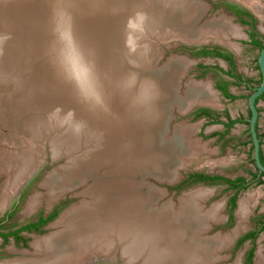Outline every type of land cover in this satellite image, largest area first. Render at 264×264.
<instances>
[{"label":"bare ground","instance_id":"6f19581e","mask_svg":"<svg viewBox=\"0 0 264 264\" xmlns=\"http://www.w3.org/2000/svg\"><path fill=\"white\" fill-rule=\"evenodd\" d=\"M241 1L249 7L256 3ZM177 2L106 0L111 10L103 16L96 11L103 0H85L91 8L83 6L84 13L79 12L82 6L74 0H0V33L8 34L0 41V128L9 130L6 135L0 133V173H11L2 188L0 208L33 171L34 159L26 148L32 143V153L41 152L43 139L37 135V128L41 127L37 121L46 112L45 102L61 105L62 110L72 108L84 127L103 133L101 143L84 150L79 158L81 144L88 142L84 132L80 144L77 130H66L64 135L48 141L56 150L66 141L67 151L62 153L75 167L63 169L62 177L48 176L44 184L49 194L53 196L98 175L95 185L85 192L95 204L66 211L55 225L58 230L32 243L37 258L10 264H85L97 256L114 260L117 250L127 264H135L147 246L151 254L145 264H213L217 258L213 252L224 240L209 241L203 237L205 242L200 243L192 238L200 231L195 230L196 222L190 216L197 209L196 192H205L206 198L207 189L187 194L180 214L170 206L158 209L153 205L155 209H147L156 194L143 192L144 177L154 174L158 179L169 180L174 174L168 166L190 161L186 157L180 162L176 159V154L184 152L183 140L175 135L168 141L169 137L163 134L177 67L171 62L164 72H144L153 60L149 46H130L126 41L120 45L125 14L138 8L145 11L148 29L170 30L161 31L162 35L176 32L189 38L221 39L230 32L236 36V30L224 21L198 33L176 31L175 20L180 13ZM14 10L16 15L9 16ZM197 11L195 5H187L183 10L185 21L189 22ZM118 12L119 17H114ZM75 17L82 24L71 19ZM8 18L12 19L11 24ZM108 31L112 32L113 41L104 44ZM9 74L14 76L4 81ZM15 75L22 77L14 78ZM193 99L204 98L195 95ZM162 136L165 144L157 141ZM195 144L186 146L190 149L187 157L196 152ZM10 148L20 150L12 153ZM58 180L60 184L56 183ZM247 199L239 200L237 214L241 217L248 213ZM38 203L37 197L32 198L27 209L33 210ZM254 259V264H264L261 249Z\"/></svg>","mask_w":264,"mask_h":264},{"label":"rangeland","instance_id":"374dc122","mask_svg":"<svg viewBox=\"0 0 264 264\" xmlns=\"http://www.w3.org/2000/svg\"><path fill=\"white\" fill-rule=\"evenodd\" d=\"M74 1L75 3H80V5L82 6L79 12L84 13L85 8L83 6L91 8L90 6L86 5L85 0H79L80 2L78 0H74ZM200 1H204L211 6V10H209L202 17L203 22L214 20L213 22L216 23L217 19L225 15H227L228 17L231 16V13L228 11V9H225L224 7H220V5L223 3H229L226 0H200ZM105 2L106 0H103L102 5L97 3L98 7L95 6L96 11L99 10V12L103 14V16L110 14L109 10H111L109 9V7H107ZM215 3H218V6H215ZM104 4L106 5V7L103 6ZM255 4L258 6L256 9L259 11V17L256 21L257 28L258 31L260 32L262 42H264V0H258L257 3ZM15 11L17 10H14L13 11L14 13H10L9 16L16 15ZM118 14L119 12L114 13L113 16L119 17ZM227 16L225 17L227 18ZM75 18H71V19L74 22H76L78 25L82 24V21L79 17H75ZM145 18H146L145 11L140 8L133 9L129 11V13L125 14L124 20L122 22V32H121L122 38L120 45L121 44L123 45L125 41L128 42L130 46H139L141 43L148 45L149 46L148 49L151 50L154 60H155L154 57L157 55V59L154 62L155 63L154 67H159L163 65L170 54L175 55L174 59L176 60L174 61L172 60V63L174 64L175 67H177L180 63L183 64L182 65L183 70L185 67L187 68V66H189L188 67L189 70L187 74H185L182 80V84L179 88L180 95L184 91L185 89L184 86L189 82V80L196 79L197 81L199 80L206 81L208 80V77H211L214 81V84L216 83L217 73L215 70L210 69L216 67L215 64L216 62H214V60L210 59L211 61L210 60L208 61L207 59L206 60L204 59L198 61L195 64L188 65V60H186L185 58L183 60V57H187V58L189 57L190 59L199 58L198 56L194 55L191 51V49L195 47H192L190 50L175 46L171 49H164L165 46L162 45L161 42L165 41L166 39L164 40V38L167 37H163L162 33H160L161 31L163 32V30L148 29V26L145 24ZM8 20H5V22L8 21V23L11 24L12 19L8 18ZM201 22L202 21L200 20L199 25L197 26H200ZM236 35L239 37L241 34L237 33ZM106 36L108 37L104 40L103 43L105 44L108 41L112 43L113 41L112 32L108 31ZM7 37L8 34L0 33V41ZM159 38L162 39L159 40ZM229 39L231 42L235 43V46L232 47L233 49H235L234 51L236 52L235 74L245 77L247 73H249L251 70L253 71L256 70L259 49L257 47H252V48L247 47L243 43L239 44L238 39L236 37H232L231 35H229ZM210 46L217 47L213 45L212 41H207L205 47H210ZM161 52L162 55L160 54ZM159 55H161V57H159ZM177 58H180L183 62H179ZM212 63H214V65H211ZM222 66L226 67L224 63L222 64ZM143 71L147 72L152 70L151 67H145ZM192 75H194V78L192 77ZM13 76H14L13 74L5 75L4 77L6 78L4 79V81L8 78L11 79ZM21 77L22 75L19 76L15 75L14 78L20 79ZM259 81L260 79H258V82H255L250 86L252 88L256 87L259 84ZM107 91L111 94L110 88H107ZM36 93L40 94L41 92L36 90ZM250 93H251L250 90L243 88V85L241 87H235L234 94L237 97L241 95L244 96L243 98H241V100L234 99L232 101L226 102L223 101L221 98L217 97L214 100L215 102H213L214 104L212 103L211 105V107H215V108L195 106L193 110L187 115L181 116L177 114L175 115V117H173V119H171L168 125V129L170 130V133H172L174 124L179 125L176 126L177 130L175 131H177L178 135L182 139H186V145L189 148H191L189 145L190 142L196 143L195 144L197 145V148L195 149L196 152L192 155L193 159L192 157L191 158L187 157L190 153V149L188 147H186L187 153L180 152L176 154V159L181 160L182 157H186L187 159H190V161L188 160L186 163L184 164L182 163L183 167L180 168L178 173H181V176H183V178L180 179L177 183H174L173 185H167L165 184V182L158 183L154 179L148 177V175L144 177L142 181L143 192L147 194H149L150 192H154V194H156L155 199H153L151 203L152 205L148 206L147 209H149V207H151V209H155L154 207H152L153 205H155V207L158 209L162 207L170 206L171 208L174 209V211L176 209L175 212H178V214H180L182 212L181 210H183V207L187 202L185 201V199L187 198L185 196L193 191V188H195L194 186H196L197 183H200L195 181L194 179L186 178V176L189 175L190 173H203L206 175L218 174V175L226 176L228 178L244 177V179L250 181L251 179L250 173L255 172V167L251 160L252 146L250 142L251 141L250 135L248 132V124L242 122L235 123L229 129V131L226 134H224V136H222L224 131L222 125L211 123L209 120H206L205 122V119L201 118L200 116H198V114H196V112L200 108H206L213 111L212 115L217 114L218 116H220V118L225 119V115H228L229 113V115L233 119L241 118L246 120L249 117L248 108H247V98L250 95ZM31 95L33 96L32 92ZM44 106L46 108V112L43 113L42 120L39 119L37 121V124H41L39 125L41 127L37 128L38 129L37 135L38 137L41 136L43 139V141H41L40 143L42 146L41 152L39 154L32 153L33 150L32 146L34 145L32 143L29 144V147L27 148L25 147L26 149L30 150L29 153L35 160V161L33 160L31 164L32 165L31 169H35L39 167L38 168L39 170L32 178L30 184L28 185V189L25 191L24 196L17 207L14 219L18 222H23L29 219L32 213H34L35 208L33 210H29L27 209V207H28V203L32 200V198L34 199L36 197L39 201L38 206L42 205L43 207L46 208H50L52 206L56 207L58 211L53 221L59 218L61 212L64 213L69 209H71L72 205L76 206L72 208H77L78 206H92L93 204H95L94 199L90 197L88 194H85V192H87V190L89 191L91 187L95 185V182L98 181V175L92 178L88 177L85 181L82 182V184L75 185V187L66 190L62 195L59 194V192L55 194L56 196L55 195L52 196L49 194V191L47 190L48 186L45 187L44 184V182L47 179L46 178L47 175L52 174L53 177L55 178L62 177L63 169L75 168V167L73 164L70 163V161H68V157L65 156L66 154L64 155L62 153V151H67L65 148L66 141H62L58 145L59 150H56L54 148L53 143L49 145L48 141L50 139H55L60 137L61 135H64L65 134L64 132L66 130L67 131L77 130L78 133L80 132L77 141L78 144H80V142L83 141V138L81 136L83 135L84 132L85 137L88 139L87 140L88 142L81 144L82 146L81 154L77 155V158H79L82 156L84 150L87 151V149L90 150L92 148H95L97 147L98 143H101L103 138V133H99L97 131L94 132V130H91L93 128H89L87 126L84 127L85 125L83 121L80 120L78 117H76L72 108H66L62 110V108L60 107L61 105L54 104V106H51L47 102L44 103ZM39 129L41 130L39 131ZM182 129L184 131H179ZM260 129L261 131H264L263 128ZM8 132L9 130L7 131V129L0 128L1 134L6 135L8 134ZM170 133H168L167 135L169 136ZM46 137H48L47 140L45 139ZM0 147H2L1 144ZM11 149L13 148H10V150ZM16 149L11 150L12 153L19 152L20 149L19 148ZM261 149H262V154L264 155V141L261 142ZM60 153L62 156L60 155ZM168 167H169L168 168L169 171H174V169L176 168L173 166H168ZM9 174L11 173L10 172L0 173V196H2V190H3L2 188L4 184L7 182L8 180L7 178L10 176ZM139 179L140 178H138V180ZM74 181H78V180L76 179ZM60 182L61 180H58L56 183L60 184ZM204 185L211 186L212 188L201 189V190L207 189L206 192H208V195L206 196L205 201H204L205 198H203L205 192L202 194L200 190L196 192L198 193L197 197L195 198L197 209L193 210V213H190V216L193 217V221L196 222L195 223L196 227L195 224L193 225V227L195 228V230L197 228L200 230L199 232L196 231L195 234L193 235L192 238L194 241L202 243L205 242V240H201L203 239V237L204 238L211 237L217 234L221 235V237L217 238L219 241H223V240L225 241L226 239L227 240L231 239V235L229 233L232 232L235 228H237V233H240L242 236L244 233L250 230L253 229L257 230L259 228V225L261 223H264V175L261 177L258 183L251 182L246 189H243L236 194L234 207H230L229 204L230 196L232 195L233 191H228L226 189H223V185L221 181L212 182V183L208 182V183H204ZM153 187H156L158 189L165 188L166 192L165 193L160 192L159 190H156ZM11 196L9 197L7 203L10 201ZM242 198L245 199L248 198L246 200V205L248 204L247 205L248 213H246L244 217H241L236 213L237 203ZM219 217L220 218L222 217L221 221L224 220L223 223L219 221V223L221 222L222 224L213 225V228L206 231L210 222L218 220ZM56 223L57 222H55L53 228L52 227L50 228L47 234L53 231L55 232V230H58V228L55 226ZM199 223L201 225H199ZM227 236L228 238H226ZM35 238H37V236ZM34 239H32L31 241H33ZM251 248H253L252 258L250 262L247 263V258H246L247 252ZM258 249H261V252L264 253V230L258 233L253 243H250L249 241H244L242 244L236 245V241H235V243L230 247H227L226 249H219V252L216 251V253L213 252V255L217 257L213 261V264H238V263L240 264V261L241 264H254V260H255L254 258L256 256ZM149 250L150 248L149 246H147L144 249V251L140 254L139 262L135 264H145V262L147 261L148 257L151 254L149 253ZM240 255H241V260L239 261ZM97 258L100 259L101 257L97 256L96 259ZM114 258H113L114 260L109 259V261L112 260V263L109 264L126 263L124 259L121 258L119 250L115 252ZM14 259L15 258L11 257L8 259V263H5L3 260L0 261V264H10L13 262Z\"/></svg>","mask_w":264,"mask_h":264},{"label":"water","instance_id":"95a60500","mask_svg":"<svg viewBox=\"0 0 264 264\" xmlns=\"http://www.w3.org/2000/svg\"><path fill=\"white\" fill-rule=\"evenodd\" d=\"M226 1H228L229 3L235 4L240 8L241 7H243V8L249 7L245 2L243 3V1H241V0H226ZM177 4H178V11L180 13L179 14L177 13V20H175V21H177L176 27L174 28L176 31L177 30L182 31L184 29V30H188L190 32L198 33V32H200L199 31L200 29L205 28L207 26L209 27V25L215 23V22H213L214 20L208 21V22H206V21L203 22V20H202V17L209 10H211V6L208 3L204 2V1H200V0H184V2H180L178 0ZM190 4L195 5L197 7L198 11L196 12L195 16H193L189 20V22H186L185 20H187V19L185 17L186 15L183 14V10L185 9V7L187 5H190ZM225 16H227V15H225ZM225 16L217 19L216 23H221L224 21L225 23L228 24V26H231L232 29H235L236 32L239 33V31H240L239 26L234 21L233 16L232 15L229 17L227 16V18ZM200 20L202 22H201L200 26H197V25H199ZM162 30L167 32L169 29L165 30L163 28ZM225 33L227 34V36L222 37L221 40L216 39L215 37H210V36H207V37L206 36L205 37H203V36L199 37L198 36V37H196V34H195L196 38L192 37L193 38L192 39V38H189L190 36L189 37H185V36L183 37V36H181V34H176V32H174L173 34L167 33V34L163 35V37H167V38H165L166 40L164 39L165 41L161 42V44L165 46L164 49H171L175 46V47H182V48H185L187 50H190L192 47H205L207 41H212L213 45L220 47V48H223V49H227V50L231 51L232 53H234L232 47L235 46V43L230 41L229 35H231L232 37H236V38H237V35L234 36V35L230 34V32H225ZM160 54L162 55V52ZM161 55H159V57H161ZM174 57H175L174 54H170L168 56V58L166 59V62L163 65H161L159 67H154V65H155L154 62L157 59V55H156L154 57L155 60L154 59L152 60V63H150L149 67H151L152 71H156V72L157 71L158 72L163 71L164 72L167 69L168 65L170 66L172 60L173 61L176 60V59H174ZM183 58L188 60V65L195 64L201 60L200 58H197V59H194V58L190 59L189 57L188 58L183 57ZM177 59L179 60V62H183L180 58H177ZM219 61L221 62L222 60L219 59ZM180 64L177 66V71L174 75V78L176 77L175 79H173L174 84H172V86L170 87V91L172 93V100L169 102L170 105H168L167 111L165 112L166 115H165V119L163 122V134H166V135L168 133H170V130L168 129V125H169V122L171 121V119H173V117H175V115L178 114L181 116H185L188 113H190L195 106L215 108V107H211V105L213 102H215L214 100L216 99V92L218 93V90L215 87H213V83L211 82V80L208 79L206 81H202V80L197 81L196 79H192V80H189V82L184 86L185 89L182 92V94L180 95L179 94V88L182 84V80H183L185 74H187V72L189 70V68H188L189 66H187V68L185 67L183 70L182 69L183 64H181V65ZM257 66H258V69L260 71V82L256 87H254L252 89V92L250 93V95L247 98V108L249 111V117L245 121L248 123V132L250 135V140H251V144H252V148H253L251 158L254 161V165L257 168V170L259 172H264V165L261 163V160H260V154H259L260 143H259V138H258L257 131H256V125H257V120H258V111H257V107H256V101L264 93V44H263L262 48L259 50V54L257 57ZM192 77L194 78V75H192ZM195 95L200 96L204 99L202 101L195 100V99H193ZM176 126H179V125L174 124L172 133H170L169 136L167 135V137H169L168 141L174 139L175 135L180 137L178 135L177 131H175V130H177ZM163 138H164L163 136L161 137V139L159 137L160 140L159 139L157 140L159 144H165L166 143V141H165L166 139L165 138L163 139ZM180 139L183 140L182 142L184 143V146H185L184 152L187 153L186 139H182L181 137H180ZM182 165L176 166V168L173 171L174 176L172 178H170L169 180L158 179L154 176V174H152V175L149 174L150 176H148V177L154 179L158 183L165 182V184H167V185H173L174 183H177L180 179L183 178V176H181V173H178L180 168L183 167ZM38 168L39 167L33 169L32 172H30L29 174H27L23 178V180L19 183L18 188L16 189L15 193L12 196L19 194L20 189L29 180H31L35 176V174L39 170ZM49 175H51V174H49ZM49 175H47L46 178H48ZM204 183L205 182L197 183V185L194 186L195 188H193V190L212 188L211 186L204 185ZM154 188L157 190H160L163 193L166 192L165 188H161V189H158L156 187H154ZM66 190H68V189H66ZM66 190H60L59 194L62 195ZM205 200H206V198L204 199V201ZM238 206H239V202L237 203V210H238ZM72 207H74V206L72 205L71 208ZM237 210H236V213H237ZM64 213L61 212L59 218L57 220H55L54 223H52L51 225L53 226L55 224V222H57L60 219V217L62 216V214H64ZM221 220H222V217L221 218L219 217L218 220L211 221L209 226L207 227L206 231L213 228V225L222 224L224 220L223 221H221ZM219 221H221L222 223L221 222L219 223ZM229 234L231 235V239H228V240L226 239L224 242H222V244H220V245L218 244V247H217L218 252H219V249H226L227 247H230L231 245H233L235 243V241L241 236L240 233H237V228H235ZM219 237H221V235L217 234V235H213L211 237H205V238L210 241L213 239H217ZM220 246H221V248H220ZM241 255H240L239 261L241 260ZM100 262L112 263V260L109 261V259H103V258H100V259L97 258L96 259L95 258V259H93V260H91L85 264H97ZM240 264H241V261H240Z\"/></svg>","mask_w":264,"mask_h":264},{"label":"flooded vegetation","instance_id":"af4514ba","mask_svg":"<svg viewBox=\"0 0 264 264\" xmlns=\"http://www.w3.org/2000/svg\"><path fill=\"white\" fill-rule=\"evenodd\" d=\"M226 4L227 3H223L220 5V7H224L225 9H228V11L233 16L234 21L239 23L241 26L244 27V31H245L246 35L248 36V40H249L250 44L253 45L254 47H257L254 44H252L251 41L253 39V41H260L262 43V46H263L264 42H262L260 32L258 31V28H257V22H256L257 17H255V15L253 13H251L250 11H248L246 8H243V7L240 8L235 4L228 3L231 5L237 6L239 9L245 10L246 12L249 13L250 16L238 15V13L236 11L228 8L226 6ZM205 48H212V47L210 46V47H205ZM216 48L223 51V52H226L227 54H229L231 56L232 64L229 63L228 61L222 59V58H218V57H213V58H217V59L222 60L227 67V69H226L227 72H229L232 75L233 79L235 80V83L243 84L246 87V89H248V90H250V92H252V89L254 87L252 88L249 85V81H248L249 79L242 77L241 75L235 74V69H236V59L235 58L236 57H235L234 53H232L231 51H229L227 49H223L220 47H216ZM257 48L259 50L261 49L259 47H257ZM257 70H258L259 79H260V71L258 69V66H257ZM223 71H225V70H223ZM216 75L220 76V74H218V73ZM220 77H222V76H220ZM263 95H264V93L257 100H259ZM248 113H249V111H248ZM196 114H199V112L197 111ZM199 116L201 118L205 119V122H206V120H208V118L204 115H199ZM212 116L214 117L215 115H212ZM226 116L227 115H225V118H226ZM228 117H229V115H228ZM218 119L220 121V116L218 117ZM231 120H235V119H231ZM226 122H227V120H226ZM259 143H260V140H259ZM251 146H252V144H251ZM252 150H253V148H252ZM259 154L261 156H263L262 151H261V147L259 150ZM252 163L254 164L253 160H252ZM254 167H255V165H254ZM197 174H203V173H197ZM216 175H218V174H216ZM263 175H264V172H259L257 170V168L255 167V172L250 173V177H251L250 181H247V179H244V182L247 184V187H248L251 182L252 183H258ZM210 176H212V175H210ZM219 176H222L223 178H228V177L223 176V175H219ZM186 178L190 179L189 175H187ZM235 178H237V177L228 178V179L233 180ZM242 178H244V177H242ZM191 179H193V178H191ZM31 180H29L20 189L19 194H16V195L11 197L10 201L8 203H6L7 205H5L4 208H0V261L4 260L5 263H8V259L11 257L15 258L13 261H27L31 258H37L39 255L34 254V247L32 244L33 241H35L38 237L41 238V237L46 236V234L49 232L50 228L51 227L53 228V226H54V225L52 226L51 224L54 222L53 220L55 219L56 213L58 211L56 209V207H54V206H52L50 208H46V207H43L42 205L38 206V204H37V206L35 207L34 213H32V215L29 219H27L23 222H18L14 219L17 207H18L21 199L23 198L25 191L28 189V185L30 184ZM199 182H203V181H199ZM222 185H223V189H226L228 191H233L230 198L236 192H240L241 190H243V189H241L240 191H237V189H228V185L225 182H222ZM229 204H230V202H229ZM230 207H232L231 204H230ZM231 216H232V214H231ZM261 225H264V223H261L257 230L253 229V230H250L248 232L258 231L260 229ZM248 232H246V233H248ZM246 233H244L242 236H240L236 240V245L239 244L240 239H242V237ZM41 234H43V235H41ZM38 235H41V236H38ZM36 236H37V238H35ZM32 239H34V240L31 241ZM245 241H249L250 243L254 242V241L252 242L250 239H247ZM8 246H10V247H8ZM247 255H248V252H247ZM97 264H109V263L100 262Z\"/></svg>","mask_w":264,"mask_h":264},{"label":"trees","instance_id":"16d2710c","mask_svg":"<svg viewBox=\"0 0 264 264\" xmlns=\"http://www.w3.org/2000/svg\"><path fill=\"white\" fill-rule=\"evenodd\" d=\"M215 6H218V3H215ZM226 6L230 9H233L234 11H236L238 13V15H245V16H250L248 12H246L245 10L239 9L237 6L235 5H231V4H226ZM252 44H254L255 46L262 48V43L260 41H253L252 39ZM192 53L198 57H218V58H222L226 61H228L229 63L232 64L231 61V56L229 54H227L226 52H223L219 49H217L216 47H212V48H205V47H195L193 49H191ZM213 70H218L223 72L222 69H220L218 66L213 67ZM225 74L229 75V72H226ZM217 76V81L215 83L216 88L223 94V96L225 98L228 99H234L235 97H233L232 95H230L228 93V87L231 85L230 81H227L226 79H224L223 77H220L218 75ZM231 76V75H229ZM199 115H204L208 118V120L211 123H222L221 121H219L218 119V115L216 114L214 117L211 115L213 111L206 109V108H200L198 110ZM249 116V113H248ZM227 118V122L226 123H222L224 124L225 130L222 134V136H224V134H226L229 129L237 122H242L241 119H235V120H231L228 115L226 116ZM246 124H248L247 122H244ZM260 160L261 163L264 165V157L260 155ZM190 178H193L195 181L199 182V181H203V182H217V181H222L225 182L228 185V189H237V191H240L241 189H245L247 187V184L244 182V178L242 177H237L233 180H230L228 178H223L222 176L219 175H206V174H197V173H192L189 174ZM238 192H236L229 200L230 204L232 205V207H234L235 204V200H236V194ZM262 230H264V225H261L260 229L258 231H251L246 233L242 239H240L239 241V245L242 244L245 240L250 239L252 242L256 239V236L258 235L259 232H261ZM252 254H253V248H251L248 251V255H247V263L250 262L251 258H252Z\"/></svg>","mask_w":264,"mask_h":264},{"label":"crops","instance_id":"0c3cea01","mask_svg":"<svg viewBox=\"0 0 264 264\" xmlns=\"http://www.w3.org/2000/svg\"><path fill=\"white\" fill-rule=\"evenodd\" d=\"M258 1V0H257ZM257 1H256V3H257ZM254 6L253 7H248V8H246L248 11H250L251 13H253L254 15H255V17H257V19H258V17H259V11L256 9L258 6L257 5H255V4H253ZM252 8V9H251ZM236 24H238V26H239V29H240V31H239V34H241L239 37L237 36V39H238V41H239V44L241 43H243L245 46H247V47H250V48H252V47H254L253 45H251L250 44V42H249V40H248V36L246 35V33H245V31H244V27L243 26H241L239 23H237L236 22ZM235 49H233V51H234ZM240 50H241V48H240ZM234 55H236V52L234 51ZM237 55H239V54H237ZM200 59L201 60H214V62H216L215 64H216V66H218L220 69H223V70H225V71H223V72H221V71H218V70H215L216 71V73H218V74H220V76H222L224 79H226L227 81H230L231 82V85L228 87V93L230 94V95H232L233 97H235L234 99H239V100H241V98H243L244 96L243 95H241V96H239V97H237L235 94H234V90H235V87H241L243 84H238V83H235V80L233 79V77H232V75L231 74H229V75H231V76H229V75H227V74H225L226 72H227V70H226V67H224V66H222V64L224 63L223 61H219V59H217V58H213V57H200ZM210 60V61H211ZM223 62V63H222ZM211 65H214V63H212ZM224 65H225V63H224ZM210 69H212V68H210ZM245 78H247V79H249L248 81H249V85H251V84H253V83H255V82H258V79H259V73H258V70H257V68H256V70H251L249 73H247V75L245 76ZM208 79L209 80H211V82L213 83V87H215L216 88V86H215V84H214V81H213V79L211 78V77H208ZM243 88H245L246 89V87L243 85ZM217 89V88H216ZM218 90V89H217ZM244 94V93H243ZM217 97H219V98H221L223 101H226V102H228V101H232V100H234V99H228V98H225L224 96H223V94L220 92V91H218V93L216 92V98ZM256 107H257V111H258V120H257V125H256V131H257V135H258V138H259V140H260V147H261V142H263L264 141V131H261V129L260 128H263L264 129V95L259 99V100H257V102H256ZM228 115H229V113H228ZM229 117L231 118V119H233L230 115H229ZM239 119H241V118H239ZM226 118L224 119V118H220V121H222V123H226ZM242 120V123H244L245 122V120L244 119H241ZM222 123H217V125H222L223 126V129L225 130V127H224V124H222ZM238 123H240V122H238ZM224 132V131H223ZM261 151H262V149H261ZM264 156V155H263Z\"/></svg>","mask_w":264,"mask_h":264}]
</instances>
